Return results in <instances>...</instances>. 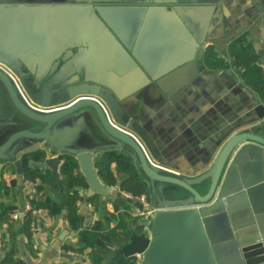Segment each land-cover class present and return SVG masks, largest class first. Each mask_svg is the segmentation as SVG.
<instances>
[{
	"label": "water",
	"instance_id": "95a60500",
	"mask_svg": "<svg viewBox=\"0 0 264 264\" xmlns=\"http://www.w3.org/2000/svg\"><path fill=\"white\" fill-rule=\"evenodd\" d=\"M183 1L0 0V38L7 32L6 36L19 48L40 50V59L52 52L59 59L55 73L37 71L40 77L50 76L47 84L40 85L36 80L31 86L27 81L31 78L29 72L0 54V174L3 165L12 162L18 189L23 192L21 156L42 145L47 153L39 165L51 169L50 182L61 176L60 156L69 154L77 159L89 184L87 195L98 192L104 197L109 193L122 196L118 188L102 183L95 167L103 152L115 151L135 165L155 208L151 219L141 222L146 230H132L129 241L116 255L136 256V264H264L263 103L254 108L258 121L239 127L221 146L208 169L188 175L153 161L152 156H158L151 135L126 112L113 89L101 84L89 71L71 70L72 74H81L82 80L63 86L60 91H67L64 96L57 97L51 90L55 79L65 71L66 56L65 50L54 49L49 41L55 29L86 32L93 24L119 33L117 20L124 17V4ZM109 4H117L120 14L111 17L113 6H104ZM32 45L34 48H27ZM3 47L0 40V51ZM198 50L202 56L204 49ZM76 51L71 61L77 59ZM130 51L135 55L136 50ZM199 66V70L204 69L201 60ZM197 72L196 68L188 71L178 89L185 88L192 73ZM79 123L87 132L62 149L61 134ZM23 204L22 200L21 210ZM1 254L2 250L0 257Z\"/></svg>",
	"mask_w": 264,
	"mask_h": 264
},
{
	"label": "crops",
	"instance_id": "0c3cea01",
	"mask_svg": "<svg viewBox=\"0 0 264 264\" xmlns=\"http://www.w3.org/2000/svg\"><path fill=\"white\" fill-rule=\"evenodd\" d=\"M104 6H113L111 17L120 14L117 4ZM123 13V19L117 20L119 33L109 27L103 29L90 24L86 32H75L73 28L55 29L49 41L54 49L65 50L66 56L62 55L68 67L65 71L75 70L71 66L73 50H81L76 62L87 69L94 65L93 76L113 89L126 112L155 141L158 156H152L155 163L188 175L208 169L221 146L239 127L259 120L254 108L263 102L256 92L242 83L233 68L207 67L205 51L210 46L219 57L227 58L228 43L247 33L262 54L260 64L264 70V0H185L173 4L128 2L124 4ZM131 46L136 50L135 55L130 51ZM200 47L204 49L202 56ZM55 55L52 52L40 59L37 54L27 62L36 71H55L59 68V59ZM200 60L204 66L202 70H199ZM22 68L28 70L26 66ZM195 68L197 74L192 73L188 85L178 89L188 71L194 72ZM86 132L82 123L69 126L61 134L62 149ZM37 148L43 149L42 145ZM112 167L115 168V164ZM16 175L14 164L7 162L1 169L0 179L9 181ZM100 180L107 187L119 189L118 185L108 186ZM26 187L28 189L26 185L23 192L19 191V210L21 201H26ZM88 188L89 184L81 190L85 198L78 202L85 225L103 220L108 212H112L116 197L111 193L105 197L93 193L99 197L96 207L87 200ZM122 194L125 196L126 192L122 191ZM0 200L7 201L8 198L2 194ZM36 219L37 227L33 223L30 237L21 232L16 235L19 259L26 264H92L86 251L80 253L65 248V245L76 246L78 240V229L68 221L65 210L56 215L43 210ZM15 221L11 219V222ZM10 246L8 223L4 222L0 224L2 254ZM119 248L114 246L113 255ZM111 257L105 258L102 264H107Z\"/></svg>",
	"mask_w": 264,
	"mask_h": 264
},
{
	"label": "trees",
	"instance_id": "16d2710c",
	"mask_svg": "<svg viewBox=\"0 0 264 264\" xmlns=\"http://www.w3.org/2000/svg\"><path fill=\"white\" fill-rule=\"evenodd\" d=\"M226 56L219 57L212 47H207L204 64L215 69L233 68L241 78L242 83L257 93L264 103V70L260 64L261 56L256 50L247 33H243L231 40L226 47ZM46 159V152L37 148L25 152L21 156L23 167L24 187L28 181H34L36 191H24V198L30 203L21 219L11 222V215L19 210L17 177L9 181L0 179V196L5 194L7 201L0 200V224L8 223L10 248L2 254L0 264H26L16 256V235L25 233L28 237L33 233V223L37 218L34 212L46 209L49 214L56 215L63 210L67 219L78 229L77 245H65L66 249L83 253L87 252L92 264H102L108 256H112L107 264H136V256L113 255L114 246L122 247L129 241L132 230L140 233L144 230L142 219L134 215L132 204L126 196H117L113 201L114 210L108 212L103 220H95L85 225V217L79 212V200L85 198L82 189L88 187L86 179L79 171L77 159L69 154L60 156L59 171L61 176L50 182L52 171L49 167H40ZM115 164V168L112 165ZM99 176L108 186H119L121 191L130 193L134 197L146 194L147 184L136 171L132 162H126L123 154L115 151L103 154L101 160L95 163ZM147 195V194H146ZM147 198L149 196L147 195ZM96 207L99 197L91 195L87 198ZM114 222V224H111Z\"/></svg>",
	"mask_w": 264,
	"mask_h": 264
},
{
	"label": "rangeland",
	"instance_id": "374dc122",
	"mask_svg": "<svg viewBox=\"0 0 264 264\" xmlns=\"http://www.w3.org/2000/svg\"><path fill=\"white\" fill-rule=\"evenodd\" d=\"M6 34H7V32H6ZM6 34L2 35V37L0 38L2 44L7 49V50H5V48L3 47V49H2L3 51L2 50L0 51L1 56L3 58L8 59L9 61L17 62L20 68H22L23 66H26L28 68V70H25V71H28L29 74L31 75V78H29L27 80L28 83L31 86H33V84L35 83L36 80L39 82L40 85L47 84V82L49 81V80L46 79L48 74H45V75L40 77L39 74L37 73V71L32 69V67L30 65H28V62H27L29 60L34 59L35 56L37 54H39L40 50H25L24 48H19L18 46H16L12 42V40H10L8 38V36H6ZM27 48L32 49L34 47L32 45V46H28ZM76 54L79 55V51L78 50L76 51ZM71 66L73 68H75L76 71H79V70H81V71L83 70L84 71L85 70V71H89L92 75L94 74V71H95L94 65L90 66V69H91L90 70V69L85 68L84 65L78 64L76 61L75 62L72 61ZM65 68L68 69L67 66H65ZM88 68H89V66H88ZM70 70H66V71L62 72L61 73L62 76H59V78L55 79V82H53V86H52L53 88L51 90L55 93V95L57 97H61L62 95L64 96L65 94H67L66 93L67 91H65L64 93L60 91L63 88V86L60 85V84H61L62 80L64 79V77H66V73L70 72ZM18 81L20 83L19 79H18ZM20 85H21V83H20Z\"/></svg>",
	"mask_w": 264,
	"mask_h": 264
},
{
	"label": "built area",
	"instance_id": "2783aa9c",
	"mask_svg": "<svg viewBox=\"0 0 264 264\" xmlns=\"http://www.w3.org/2000/svg\"><path fill=\"white\" fill-rule=\"evenodd\" d=\"M28 189L34 193L36 191L35 182L34 181H28L27 182ZM126 197L130 198H136L137 204L133 206V213L134 215L139 216L142 220H150L153 212L155 211V208L151 206L150 199L147 198L146 194H141L139 196L134 197L130 193L125 194ZM30 207V203L28 201H25L23 209L17 210L11 215V218L13 220H19L22 218V216L25 214L26 209ZM43 210L46 209H38L34 212L36 214H40ZM56 264H63L62 262L56 263Z\"/></svg>",
	"mask_w": 264,
	"mask_h": 264
},
{
	"label": "flooded vegetation",
	"instance_id": "af4514ba",
	"mask_svg": "<svg viewBox=\"0 0 264 264\" xmlns=\"http://www.w3.org/2000/svg\"><path fill=\"white\" fill-rule=\"evenodd\" d=\"M57 70H58V68H57ZM57 70H55L54 71V73L57 71ZM69 73V72H68ZM74 75V76H73ZM50 76H47L46 77V79L48 80V78H49ZM80 80H82V78H81V74H79V73H74V74H72L71 72L69 73V76H67L66 78L64 77V79H63V81L61 82V84L60 85H62V86H64V87H67V86H69V85H71V84H75V83H78V82H80ZM33 86H34V84H33Z\"/></svg>",
	"mask_w": 264,
	"mask_h": 264
}]
</instances>
